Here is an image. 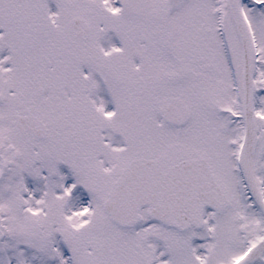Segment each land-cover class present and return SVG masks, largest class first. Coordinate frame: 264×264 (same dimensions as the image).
<instances>
[{"label": "snow or ice", "instance_id": "snow-or-ice-1", "mask_svg": "<svg viewBox=\"0 0 264 264\" xmlns=\"http://www.w3.org/2000/svg\"><path fill=\"white\" fill-rule=\"evenodd\" d=\"M0 264H264V0H0Z\"/></svg>", "mask_w": 264, "mask_h": 264}]
</instances>
